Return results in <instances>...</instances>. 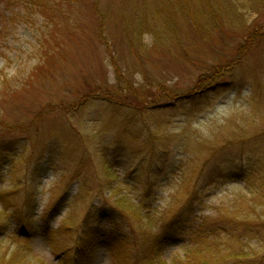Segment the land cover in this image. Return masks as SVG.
Returning <instances> with one entry per match:
<instances>
[{
  "label": "rangeland",
  "instance_id": "obj_1",
  "mask_svg": "<svg viewBox=\"0 0 264 264\" xmlns=\"http://www.w3.org/2000/svg\"><path fill=\"white\" fill-rule=\"evenodd\" d=\"M49 1L55 9L17 18L0 6V212L26 202L40 226L32 236L11 226L0 257L60 264L82 223L94 227L112 205L111 190L101 188L105 159L110 183L147 207L142 215L154 230L179 212L188 214L185 227L259 216L260 232H237L233 245L264 264V0H223L201 31L184 20L159 27L178 0ZM229 63V80L204 92L199 78ZM139 106L156 114L137 115ZM130 117L135 136L122 130ZM142 123L149 140L138 134ZM166 156L173 166L155 168ZM216 166L221 172L206 177ZM182 237L153 264H187L184 251L195 247L205 260L216 241ZM137 242L104 239L94 264H139L121 254L125 245L137 251Z\"/></svg>",
  "mask_w": 264,
  "mask_h": 264
},
{
  "label": "trees",
  "instance_id": "obj_2",
  "mask_svg": "<svg viewBox=\"0 0 264 264\" xmlns=\"http://www.w3.org/2000/svg\"><path fill=\"white\" fill-rule=\"evenodd\" d=\"M240 1L241 0H229V6H237V3ZM256 1L260 2V0ZM222 2L223 0H178L177 2H174L176 3L175 8L177 9L172 8V10H176L177 13L173 12L171 15L165 13L167 15H165V19L159 27L163 29L167 28L169 25L168 28L171 26L170 29H174L175 27L172 26H174L177 20L178 22L184 20L195 30L201 31V29L204 28V24L201 23L203 16L205 15L208 19H211L210 21L208 20L210 23L215 19L214 17H218V15L221 14L220 6L223 7ZM50 5L51 3L49 0H0L1 11L4 12V15L8 13L12 18H17L21 12L23 15L30 14V11L44 14L48 10L55 9ZM173 17L175 19L171 20ZM2 20L3 18L0 16L1 23L5 22ZM153 36L155 39L159 38L157 34H153ZM232 65H234V63H229L223 69L213 67L211 71L207 73L208 75L200 77V80L201 78L206 77V79L201 80V85L206 88L204 89V92L208 90L211 83L216 80H229L232 75V69L230 67ZM194 97L195 96L192 95L187 96L184 99L193 102V100H195ZM173 100H175V97ZM186 104L187 103L185 102L179 103V107H181L179 110L185 109ZM146 108L148 107H145V110ZM135 109L137 111L136 114L138 113L139 115L152 114V117H154L156 114L155 112H149L147 110L142 111L143 106L136 107ZM131 120L130 117V119L124 123L122 130L127 131L131 136H135L134 131L129 127L132 122ZM146 125L147 123H142L138 134L141 131H147L148 138L146 140H149L153 137V133H150V128L146 127ZM144 126L145 128H143ZM143 144H147V141L145 143L143 142ZM166 157V161H159V164L157 163L155 168L164 172L170 169L173 166L174 161L171 157L170 159L168 156ZM100 167L103 171V177L105 178L104 184L101 188L111 190L112 193L109 199L112 201V205H109L110 208L108 209L101 208L102 211H100L104 216L98 217V220H100L96 222L94 227L86 222L82 223L78 235L74 238L73 248L71 249V247H67L62 251V262L60 264H94L95 258L99 253L97 246L101 241H104V239L111 243H113L114 240H130L136 244L138 241L139 247L135 252L131 250L132 248H129V245L123 247L121 252L123 258L126 260H131L132 258L133 261L135 260L139 264H153L155 259H157L167 247L171 244L181 242L180 238H183L182 232L186 233V231L190 232V235L195 236L196 238H203L212 235V237L216 239L215 244L209 247L211 252L205 260H199L195 255L199 252L204 253L201 251V248H193L194 251L192 253L188 249H185L184 252L187 258V264H258L260 261L258 255L254 254L251 249L245 251L243 248L237 249L233 245V242L239 239L241 231L243 234L247 235L260 232L259 230L262 226L261 224H258L260 219L259 216L256 215L257 219L254 220V217L246 215L243 217L244 220H240L236 223V219L233 217L234 215H230L229 219L220 218L218 220L219 222H215L214 224H207L204 221H199V224L196 223L194 225V223H192L188 227H185V225L188 224V221L186 220L188 214H186V212L185 214L179 212L176 217L161 224V227L154 230V228L151 227L150 221H146V216L142 215V211H144L145 208V211L149 212L147 207H145L142 202H140L139 205L137 204V207L133 206L127 196L124 195L120 189L114 187L110 183L109 167L106 165L105 159L100 161ZM220 172V167L216 166L213 170L209 171V175L206 177H213ZM196 195L197 191H193L187 197L186 210H189L191 205L192 207L194 206L192 199ZM130 211H132V215L134 216L133 220L127 218L128 216H131ZM11 226H13L17 232L29 236H32L36 231L40 230V226L34 221V214H32L31 208L26 202L17 207L3 206V212H0V238ZM46 231L48 232L49 230ZM46 231L42 232V237L46 235ZM219 231L226 234V239L222 242H220ZM237 232L239 235H236ZM134 236L136 237V240L133 239ZM46 243L50 249L55 250L56 252L58 251L57 243L54 242L53 237H48ZM130 247L132 246L130 245ZM199 255L200 254H198V256ZM0 264L17 263L12 258L5 259L4 257H0Z\"/></svg>",
  "mask_w": 264,
  "mask_h": 264
}]
</instances>
